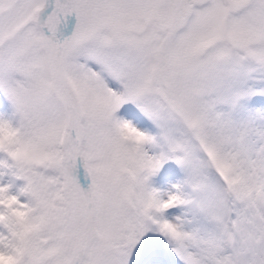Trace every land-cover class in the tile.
Masks as SVG:
<instances>
[{
  "label": "snow or ice",
  "instance_id": "snow-or-ice-1",
  "mask_svg": "<svg viewBox=\"0 0 264 264\" xmlns=\"http://www.w3.org/2000/svg\"><path fill=\"white\" fill-rule=\"evenodd\" d=\"M0 264H264V0H0Z\"/></svg>",
  "mask_w": 264,
  "mask_h": 264
}]
</instances>
